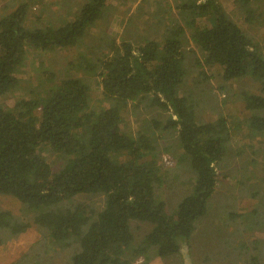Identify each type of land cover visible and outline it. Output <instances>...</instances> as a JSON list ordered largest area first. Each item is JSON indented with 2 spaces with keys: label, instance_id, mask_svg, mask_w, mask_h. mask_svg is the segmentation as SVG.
Segmentation results:
<instances>
[{
  "label": "trees",
  "instance_id": "obj_1",
  "mask_svg": "<svg viewBox=\"0 0 264 264\" xmlns=\"http://www.w3.org/2000/svg\"><path fill=\"white\" fill-rule=\"evenodd\" d=\"M107 1L86 0L71 22L41 29L25 27L23 5L1 17L0 97L17 86L15 72L28 47L43 52L76 47L103 18ZM189 1L176 4L180 22L163 32L162 45L148 39L144 44L110 43L85 65L99 79L105 102L101 110H89L90 88L79 79L59 81L43 97L20 101L11 110L0 108V195L33 213L23 222L0 212V244L35 226L52 242H75L70 264H135L138 257L147 263L152 257L177 256L179 246L189 241L215 192L216 167L226 155L230 133L223 116L199 121L194 104L180 91L186 75L181 48L186 30L188 41L204 54L202 65L220 67L224 82L250 77L264 86V54L252 40L216 0ZM143 100L169 113L163 129L176 132L193 174L190 193L178 202L174 219L165 214V203L154 199L160 184L159 151L147 134L132 137L120 129L123 108ZM242 108L248 130L264 135V98L243 95ZM46 152L67 162L54 171ZM80 195L102 197L103 207L65 206ZM132 221L151 226L134 248Z\"/></svg>",
  "mask_w": 264,
  "mask_h": 264
},
{
  "label": "rangeland",
  "instance_id": "obj_2",
  "mask_svg": "<svg viewBox=\"0 0 264 264\" xmlns=\"http://www.w3.org/2000/svg\"><path fill=\"white\" fill-rule=\"evenodd\" d=\"M179 1L108 0L103 18L88 29L76 47L44 52L28 47L23 64L15 72L17 86L0 97V108L11 110L20 101L43 97L59 81L79 79L90 88L89 110H101L105 102L99 79L85 65L104 53L110 43L144 44L143 40L148 39L162 45L163 32L173 22H180L175 8ZM216 1L264 54V0H248L243 4L238 0ZM85 2L0 0V18L23 5L27 29L60 26L71 22ZM247 15L251 16L249 20ZM188 36L186 30L181 40L186 75L180 91L194 104L199 121L225 118L230 133L229 147L216 167L218 180L207 213L197 223L189 241L179 246L178 255L165 260L152 257L147 263L138 257L135 264H248L252 258L256 264H264V135H254L248 130V114L242 108V96L264 98V86L250 77L224 82L220 67L202 65L204 54L188 41ZM35 115H39V110ZM168 116L167 112L150 108L146 100L127 103L121 111L120 129L132 137L139 132L147 134L159 151L160 184L154 199L163 201L165 214L174 219L178 202L190 193L193 174L182 156L176 132L163 129ZM81 141L86 142L84 135ZM44 154L54 171L67 162L52 152ZM76 204L99 211L103 198L80 195L65 206ZM0 212H8L23 222L30 221L33 214L16 199L3 195H0ZM130 228L133 235L130 248H134L151 226L132 221ZM76 250L73 240L55 243L31 226L15 239L0 244V264H70ZM129 252L130 249L125 252L128 257Z\"/></svg>",
  "mask_w": 264,
  "mask_h": 264
},
{
  "label": "built area",
  "instance_id": "obj_3",
  "mask_svg": "<svg viewBox=\"0 0 264 264\" xmlns=\"http://www.w3.org/2000/svg\"><path fill=\"white\" fill-rule=\"evenodd\" d=\"M163 161H164L165 163H168V161H167V159H166V158H163Z\"/></svg>",
  "mask_w": 264,
  "mask_h": 264
}]
</instances>
